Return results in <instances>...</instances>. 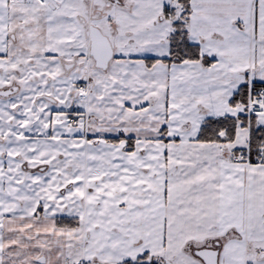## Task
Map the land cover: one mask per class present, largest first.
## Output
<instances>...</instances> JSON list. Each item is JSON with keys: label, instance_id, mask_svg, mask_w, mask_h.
<instances>
[{"label": "snow or ice", "instance_id": "obj_1", "mask_svg": "<svg viewBox=\"0 0 264 264\" xmlns=\"http://www.w3.org/2000/svg\"><path fill=\"white\" fill-rule=\"evenodd\" d=\"M0 264H264V0H0Z\"/></svg>", "mask_w": 264, "mask_h": 264}]
</instances>
